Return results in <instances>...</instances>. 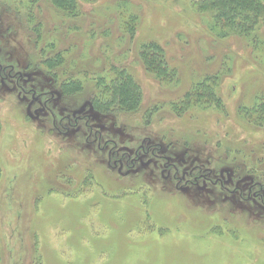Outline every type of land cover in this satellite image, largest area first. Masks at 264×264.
<instances>
[{"label":"rangeland","instance_id":"374dc122","mask_svg":"<svg viewBox=\"0 0 264 264\" xmlns=\"http://www.w3.org/2000/svg\"><path fill=\"white\" fill-rule=\"evenodd\" d=\"M75 1L0 0V264H264V46L200 0ZM119 70L140 107L95 116Z\"/></svg>","mask_w":264,"mask_h":264},{"label":"trees","instance_id":"16d2710c","mask_svg":"<svg viewBox=\"0 0 264 264\" xmlns=\"http://www.w3.org/2000/svg\"><path fill=\"white\" fill-rule=\"evenodd\" d=\"M49 1L66 18H74L80 15V6H78L75 0ZM85 1L89 2V0ZM198 7L204 13L215 14L217 22H224L225 33L222 39L239 37L251 44H257V47L264 46V41L261 44L258 43L259 40L264 39V0H200ZM36 34L40 36L38 29H36ZM140 54L144 61L143 63L158 78L169 76L164 51L160 47L156 44L144 45ZM42 56L46 57L45 55ZM45 64L54 73L57 65H63L64 60L61 56H57ZM119 72V75L115 78L113 87L112 85L108 86L102 79L96 84L102 92L98 99L93 100L96 109L110 110V112L112 110L126 112L140 107L142 103L140 86L133 79L132 74H125L121 70ZM77 86L80 87V84ZM63 87L66 89L65 86Z\"/></svg>","mask_w":264,"mask_h":264},{"label":"flooded vegetation","instance_id":"af4514ba","mask_svg":"<svg viewBox=\"0 0 264 264\" xmlns=\"http://www.w3.org/2000/svg\"><path fill=\"white\" fill-rule=\"evenodd\" d=\"M3 71V70H2ZM16 77V76H15ZM15 77H10V78H15ZM19 77H20V75H19ZM22 89V88H21ZM22 91L23 92H26L25 91V89H22ZM52 97L53 98H56L57 97V95H54L53 93H52ZM91 106H92V104H91ZM92 108H93V113H94V115L97 113V109H96V107L95 106H92ZM97 115V114H96ZM95 115V116H96ZM92 119H93V116L91 117L90 115H88V116H86V117H84V118H75L73 121H74V124H72V123H70V127H72V128H75V127H78V125H79V123L80 122H82V121H85L86 122V125H87V128H88V130H90V133L92 134V135H95V138H96V141L98 142V141H102L103 140V138H102V134L99 132V130L98 129H95L94 127H92L90 124H91V122H92ZM55 129H56V131L58 132V133H60V134H62L65 130H62L63 129V127L61 126H57L56 125V127H55ZM101 139V140H100ZM100 146H101V143L98 145V147H97V149H99L100 148ZM141 149H143V148H141ZM112 158V157H111ZM126 158V156L124 157V159ZM127 159H128V157H127ZM119 162H121V161H119ZM130 162V161H129ZM129 164V166H131L132 164H133V167H132V170L134 169V167H135V164H136V162L135 161H132V164H131V162L130 163H128ZM116 165V161L114 162V166ZM172 167H171V165H170V163H166V165H165V170H167V169H171ZM131 171V170H130ZM201 180H203V181H207L208 183H212L213 185H218V184H220L221 186H223V181L221 180V179H219V180H217V181H215V182H213L212 181V179H211V177H210V175H209V173H202V174H200V175H198V176H196V177H194L193 178V181H188V183H187V185H189V184H192V185H197L198 184V182L199 181H201ZM180 183H182V181H178V184H180ZM179 190L180 189H182V187H177ZM255 196H256V198H259V199H261L260 197H259V195L258 194H256V193H253V198H255ZM250 197H251V194H250V196H249V199H250Z\"/></svg>","mask_w":264,"mask_h":264}]
</instances>
